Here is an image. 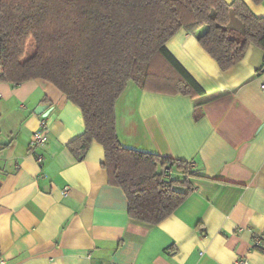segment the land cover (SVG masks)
Segmentation results:
<instances>
[{
	"label": "crops",
	"instance_id": "obj_1",
	"mask_svg": "<svg viewBox=\"0 0 264 264\" xmlns=\"http://www.w3.org/2000/svg\"><path fill=\"white\" fill-rule=\"evenodd\" d=\"M243 1L264 17V0ZM165 48L205 95L192 100L130 82L115 103L122 146L190 162L200 176L153 226L128 217L123 192L101 167L100 145L81 161L67 150L84 124L59 90L40 79L0 83V262L264 264V239L255 246L264 236L263 53L249 46L222 72L184 30ZM41 120L47 142L31 149Z\"/></svg>",
	"mask_w": 264,
	"mask_h": 264
},
{
	"label": "trees",
	"instance_id": "obj_2",
	"mask_svg": "<svg viewBox=\"0 0 264 264\" xmlns=\"http://www.w3.org/2000/svg\"><path fill=\"white\" fill-rule=\"evenodd\" d=\"M179 30L222 72L249 46L264 57V17L243 0H0V83L40 79L75 105L84 132L67 150L81 161L100 145L101 167L123 192L128 217L151 226L173 214L200 176L190 162L122 146L115 103L130 82L192 100L205 95L165 48ZM29 41L35 47L25 58Z\"/></svg>",
	"mask_w": 264,
	"mask_h": 264
},
{
	"label": "built area",
	"instance_id": "obj_3",
	"mask_svg": "<svg viewBox=\"0 0 264 264\" xmlns=\"http://www.w3.org/2000/svg\"><path fill=\"white\" fill-rule=\"evenodd\" d=\"M261 88L264 90V85L261 86ZM47 142V135H46V126L44 120H41L40 122V128L33 132L32 134V140L30 142V148H38L42 145H44ZM41 157L37 158V162H41ZM69 193V188L64 187L62 190V194L66 196ZM264 239V236H257L255 239V246H258L260 242ZM246 260H238L234 264H245ZM4 262L1 261L0 264H3Z\"/></svg>",
	"mask_w": 264,
	"mask_h": 264
},
{
	"label": "rangeland",
	"instance_id": "obj_4",
	"mask_svg": "<svg viewBox=\"0 0 264 264\" xmlns=\"http://www.w3.org/2000/svg\"><path fill=\"white\" fill-rule=\"evenodd\" d=\"M232 22H236L234 20V18H232ZM239 25V24H238ZM240 26V25H239ZM34 43L32 41H29L28 45H27V49L25 52V58H28L29 56H31L33 54L34 51ZM134 83V82H133Z\"/></svg>",
	"mask_w": 264,
	"mask_h": 264
},
{
	"label": "water",
	"instance_id": "obj_5",
	"mask_svg": "<svg viewBox=\"0 0 264 264\" xmlns=\"http://www.w3.org/2000/svg\"><path fill=\"white\" fill-rule=\"evenodd\" d=\"M262 71H264V65H263V67H262Z\"/></svg>",
	"mask_w": 264,
	"mask_h": 264
}]
</instances>
